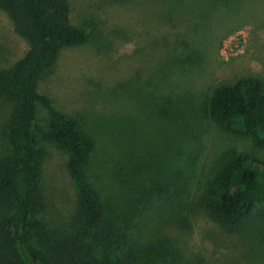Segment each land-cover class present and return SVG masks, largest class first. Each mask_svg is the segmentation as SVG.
Masks as SVG:
<instances>
[{"label": "rangeland", "instance_id": "1", "mask_svg": "<svg viewBox=\"0 0 264 264\" xmlns=\"http://www.w3.org/2000/svg\"><path fill=\"white\" fill-rule=\"evenodd\" d=\"M69 2L73 24L88 30L89 38L62 50L39 91L53 96L59 110L79 121L94 140L88 179L103 204L119 182L127 183L140 173L142 181L137 183L145 192L139 195V186H134V198L140 201L149 196L150 201V206H135L142 214L141 223L136 221L142 248L160 246L166 237L172 249L166 252L177 253L181 264H264V222L232 234L216 224L198 202L212 166L225 151L264 160V148L225 133L208 117L197 114L179 131L180 137L187 135V145L196 149L193 158L188 162L175 156L174 127L161 116L164 106L158 97L170 89L161 82V89L157 86L158 64H170L167 53L183 48L181 52L187 53L194 47L200 49L201 63L194 70L186 68L191 72L188 75L176 77L177 89L194 94V101L243 77L264 79V0H189L186 5L183 0ZM27 50L26 40L0 9V70L11 68ZM14 110L13 102L0 99V159L10 154L3 130ZM39 118L47 130L44 109ZM40 145L45 159L38 216L60 225L77 212V190L66 169V150L44 136ZM160 158L165 174L179 185L178 192L171 181L163 191L156 189L160 185L153 181L156 173L151 170ZM125 190L131 194V187ZM165 257L169 256L156 255L154 260L158 263Z\"/></svg>", "mask_w": 264, "mask_h": 264}, {"label": "trees", "instance_id": "2", "mask_svg": "<svg viewBox=\"0 0 264 264\" xmlns=\"http://www.w3.org/2000/svg\"><path fill=\"white\" fill-rule=\"evenodd\" d=\"M183 1L185 5L189 2ZM0 9L28 45L15 65L0 70V99L5 97L15 105L3 130L10 154L0 159V264H181L177 253L166 252L172 250L166 237L164 244L145 248L137 237L136 221L141 223L142 214L135 206H150L149 196L137 201L133 195V187L140 188L141 174L127 183L117 182L103 204L100 192L88 179L94 140L79 121L59 110L53 96L39 91L41 80L52 72L62 50L80 46L89 38L88 30L73 24L69 0H0ZM183 50L167 53L169 66L158 64L157 86L161 89V82L170 89L166 94L159 92L158 97L164 106L161 116L174 127L175 156L188 162L193 158L196 149L187 145V135L180 137L179 131L197 114L208 117L225 133L264 148V79L243 77L194 101V94L177 89L176 77L188 75L187 69L194 70L201 63L200 49ZM40 109L46 112L47 130L40 126ZM43 136L66 150V169L77 190L75 216L54 226L38 216ZM108 164H112L106 163L110 169ZM211 169L198 201L204 212L232 234L264 222V160L228 150ZM151 171L156 173L153 181L160 185L158 191L170 186L169 181L174 191L180 190L174 177L165 174L162 158ZM126 186L131 187L130 195ZM144 192L139 189V195ZM126 205L131 208L125 209ZM156 255L169 257L156 263Z\"/></svg>", "mask_w": 264, "mask_h": 264}]
</instances>
